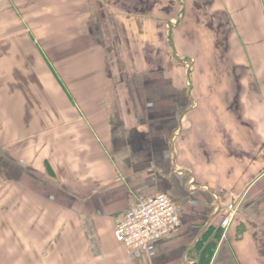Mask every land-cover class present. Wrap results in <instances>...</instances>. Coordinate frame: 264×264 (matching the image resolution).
Returning a JSON list of instances; mask_svg holds the SVG:
<instances>
[{"label": "crops", "instance_id": "0c3cea01", "mask_svg": "<svg viewBox=\"0 0 264 264\" xmlns=\"http://www.w3.org/2000/svg\"><path fill=\"white\" fill-rule=\"evenodd\" d=\"M156 194L181 226L130 252ZM213 226L264 264V0H0V264H196Z\"/></svg>", "mask_w": 264, "mask_h": 264}, {"label": "built area", "instance_id": "2783aa9c", "mask_svg": "<svg viewBox=\"0 0 264 264\" xmlns=\"http://www.w3.org/2000/svg\"><path fill=\"white\" fill-rule=\"evenodd\" d=\"M241 202L233 201L226 206V215L221 221L224 233L233 224L240 212ZM181 219L172 199L166 194H156L139 201L116 220V241L130 252L148 251L150 246L176 232Z\"/></svg>", "mask_w": 264, "mask_h": 264}, {"label": "trees", "instance_id": "16d2710c", "mask_svg": "<svg viewBox=\"0 0 264 264\" xmlns=\"http://www.w3.org/2000/svg\"><path fill=\"white\" fill-rule=\"evenodd\" d=\"M221 236V230L217 226L208 228L200 239L197 250L198 260L196 264H210Z\"/></svg>", "mask_w": 264, "mask_h": 264}, {"label": "rangeland", "instance_id": "374dc122", "mask_svg": "<svg viewBox=\"0 0 264 264\" xmlns=\"http://www.w3.org/2000/svg\"><path fill=\"white\" fill-rule=\"evenodd\" d=\"M239 213H240V212H239ZM239 213H238V215H237V216H239ZM237 216H236V218H237ZM236 218H235V220H236ZM235 220H234V221H235Z\"/></svg>", "mask_w": 264, "mask_h": 264}]
</instances>
